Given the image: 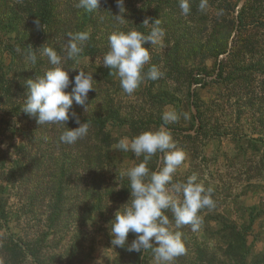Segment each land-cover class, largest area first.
Listing matches in <instances>:
<instances>
[{
  "label": "rangeland",
  "instance_id": "rangeland-1",
  "mask_svg": "<svg viewBox=\"0 0 264 264\" xmlns=\"http://www.w3.org/2000/svg\"><path fill=\"white\" fill-rule=\"evenodd\" d=\"M132 1L142 5L146 0ZM241 2L208 0L207 9L200 12V0H190L191 14L185 16L181 13L179 0H170L167 10L170 34L161 44L151 45L155 57L151 56L150 63L144 68L147 71L155 64L164 76L153 81L152 87H148L146 80L132 95L125 94L119 78L113 77L119 83L125 123L110 120L106 127L110 135L118 141L123 137L129 140L135 137L134 128L131 130L129 127L132 118L139 119L135 120L140 123L137 135L144 131H156L148 123H164L162 113L169 108L175 109L181 114L179 121L158 128L166 127L174 131L172 134L177 147L187 154L184 164L174 175V181L186 182L189 176L195 174L198 183L214 189L212 198L215 208L201 210L199 215L203 224L200 230L194 232L187 225L178 229L183 233L186 253L176 258L174 264H235L232 227L240 222L235 200L248 207L258 205L261 192L255 186L264 184V181H251L249 185L244 182L245 176L240 184L236 181L238 156H241V167L250 168L247 160L258 162L261 159L264 162V143L257 142L264 139V132L258 124H264V0L251 12L254 19L245 16L240 26L237 17L244 5L238 8ZM252 20L261 22V25L244 34L253 26ZM82 31L91 33L87 25ZM244 35H252L255 42L248 62L245 65L241 59L234 64L227 62L225 75L216 79L215 64L228 61L230 49L244 44ZM10 37L12 32H0V41ZM223 50L225 53L221 54ZM92 60L80 57L77 63L86 64ZM0 61L7 64L1 48ZM191 75L198 77L192 85L189 83ZM203 76L206 79L201 86ZM259 98L262 99L260 102L257 101ZM7 143L4 140L1 148L5 149ZM250 143L258 145L256 153L252 147L249 148ZM115 146L110 155L116 167L115 173L120 175L117 182L124 181V194L130 196L129 181L124 173L140 163L143 156L136 157L132 152H122ZM241 150L244 155H240ZM161 166L162 156L158 153L149 161L148 167L156 171ZM16 178L10 179L4 191L5 198L9 200V216L7 222L0 225V251L7 238L15 243L32 239L37 242L40 251V264H154L150 251L143 254L129 252L126 248H113L111 245L110 223L117 211H123V203H119L117 208L112 205L99 211L91 209V202L76 205V181L70 177L62 187L60 215L51 221L48 204L43 197L45 180H39L41 183L37 185L40 203L32 205L28 198L30 190L25 195L20 193ZM111 182L116 183L113 178L108 180L109 184ZM166 215L173 219L170 211H166ZM135 238L136 234L130 232L128 243ZM248 245L246 264H251L264 252V219L255 223ZM225 250L228 259L224 258ZM20 259L16 264H34L29 256ZM0 260L5 264L2 251Z\"/></svg>",
  "mask_w": 264,
  "mask_h": 264
},
{
  "label": "trees",
  "instance_id": "trees-1",
  "mask_svg": "<svg viewBox=\"0 0 264 264\" xmlns=\"http://www.w3.org/2000/svg\"><path fill=\"white\" fill-rule=\"evenodd\" d=\"M260 1L246 0L237 17L240 26L245 16L253 18L251 12ZM77 2L78 0H0V32H12V37L0 41L1 51L7 59V64L0 61V225L3 222L6 223L9 216V200L5 198L4 191L10 184V179L16 178L15 174L18 175L16 186L20 189V193L25 195L30 190L28 198L32 205L40 203L37 197V185L41 183L39 180H45L43 197L48 204L51 221L60 215L59 208L61 209L63 200L62 187L70 177L76 181L74 185L76 205L91 202V209L99 211L112 205L117 208L119 203L126 204L130 199L129 195L124 194V181L117 182L120 175L115 173L116 167L110 155L112 147L118 143V140L107 131V123L110 120L119 123H125V121L122 119L119 83L113 78L115 75H109L110 70L103 66V56L109 50L108 37L114 31L137 30L148 34L150 28L142 25L145 19H149V23L160 19L161 26L166 30L165 36L169 35L170 26H167V22L170 21V15L167 10L170 0H146L142 5H137L132 0H124L126 9L124 18L127 20L124 24H119L112 17L119 14L115 0H101L99 7L92 13H85L82 9H78ZM36 19L41 21L42 29L34 24ZM256 22L257 20H254L253 26L246 29L244 34L259 28L261 22ZM86 25L91 29V36L80 57H89L93 60L86 64L68 60L63 67L65 70L75 69L93 73V79L96 81L95 91H89L84 106L73 102L70 110L76 113L81 123L88 122L90 128L85 138L73 145H66L59 141L60 134L65 130L64 126L38 125L35 117H29L22 112L27 94L26 81L42 76L52 67L47 57H39V53L35 67L27 63L26 46L31 45L36 49L47 44L58 54L63 55L64 45L69 39L67 34L82 31ZM242 38H244V44L230 49L227 55L228 61L215 64L216 79H221L225 75L227 62L234 64L237 59H241L244 65L248 62V55L251 54V48L255 42L252 35H244ZM143 46L149 48L150 56L154 58L150 43ZM223 53H225L224 50L221 54ZM96 58L100 61L95 62ZM75 70L69 72L70 80L78 74ZM197 78L191 75L189 83L194 84ZM202 79L201 86H204L206 76ZM147 84L148 87L154 85L153 81H148ZM66 91L70 92L71 86ZM261 100L259 98L257 101ZM135 120L139 121V119ZM135 120L130 119L129 127L131 130L134 128V134L137 136L139 130L137 127L140 123ZM148 124L153 130H158L160 126L165 125L159 121ZM258 124L264 132V124L262 122ZM66 127L75 129L78 125L74 119H70ZM171 132L174 133V131ZM4 140L8 141L5 149L1 148ZM263 140L261 138L257 142L262 145ZM249 146L254 153L257 152L256 143H250ZM244 154L245 152L241 150L240 155ZM240 160L241 156H238L237 184L243 182V176L246 177L244 182L249 185L251 181H264V162L261 159L258 162L247 160L246 163L251 164L250 168L241 167ZM241 169L245 173H242ZM112 178L116 183L109 184L108 180ZM256 184L252 183V185ZM255 187L261 192L258 205L248 207L235 200L240 221L232 227L235 264H246V256L250 249L248 237L253 232L255 223L264 219V184ZM3 247L1 251L5 264H16L18 259L22 260L25 256H29L34 264H40V251L37 242L32 239L15 243L11 238H7L3 242ZM226 251L223 254L224 258L228 259ZM251 264H264V252Z\"/></svg>",
  "mask_w": 264,
  "mask_h": 264
},
{
  "label": "clouds",
  "instance_id": "clouds-1",
  "mask_svg": "<svg viewBox=\"0 0 264 264\" xmlns=\"http://www.w3.org/2000/svg\"><path fill=\"white\" fill-rule=\"evenodd\" d=\"M100 2L101 0H78L76 7L85 13H92ZM115 2L119 14L112 17L119 24H124L127 22L124 18V0ZM179 7L182 15L191 14L190 0H179ZM207 7L208 0H200L198 10L204 12ZM34 24L37 28H43L39 19L34 20ZM142 25L150 28L148 34L137 30L112 32L108 37L109 50L103 56V66L110 70L109 75L119 78L120 87L127 95L134 94L146 80L156 81L164 76L155 64L147 71L144 70L145 65L150 63L151 56L149 48L143 45L161 44L166 30L161 26L160 19L151 23L149 19H145ZM90 36L89 31L68 33L69 39L64 45L63 55L47 44L36 49L31 45L26 46L27 63L35 67L39 53V57H47L52 67L42 76L26 81L27 94L22 112L35 117L38 125L64 126L65 130L60 134L59 141L66 145L75 144L89 132L90 124L81 123L76 113L70 110L73 102L85 105L89 91H95L96 81L93 73L65 70L63 64L68 60L78 61ZM73 70L78 74L70 80L69 72ZM70 86L71 91H66ZM180 118L181 114L173 108L164 111L161 116L165 125L174 124ZM184 118L187 119L186 114ZM70 119H74L78 127H66ZM115 147L122 152H132L136 157L143 156V160L124 173L129 181L130 199L122 206L123 211L115 213L114 220L110 223L111 245L113 248H126L129 252L143 254L150 251L154 264H174L176 258L186 253L183 233L178 229L187 225L194 232L200 230L203 224V218L199 215L201 210L215 208L212 198L214 189L198 183L195 174L189 176L186 182L174 181V175L184 164L187 154L177 147L171 130L166 127L144 131L131 140L123 137ZM158 153L162 156V166L152 171L148 164ZM166 211L172 213V220L166 215ZM130 232L136 234V238L129 244ZM0 264H3V260H0Z\"/></svg>",
  "mask_w": 264,
  "mask_h": 264
},
{
  "label": "water",
  "instance_id": "water-1",
  "mask_svg": "<svg viewBox=\"0 0 264 264\" xmlns=\"http://www.w3.org/2000/svg\"><path fill=\"white\" fill-rule=\"evenodd\" d=\"M245 2H246V0H242V2L240 3V5L238 6V8H240Z\"/></svg>",
  "mask_w": 264,
  "mask_h": 264
}]
</instances>
